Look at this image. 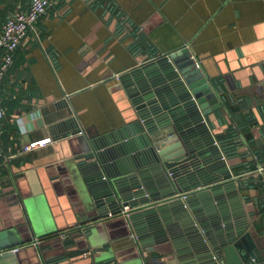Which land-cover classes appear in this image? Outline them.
I'll return each mask as SVG.
<instances>
[{
	"label": "crops",
	"instance_id": "1",
	"mask_svg": "<svg viewBox=\"0 0 264 264\" xmlns=\"http://www.w3.org/2000/svg\"><path fill=\"white\" fill-rule=\"evenodd\" d=\"M30 1L0 0V28ZM182 47L220 81L219 96L236 110L233 121L224 102L222 117L211 114L208 122L236 184L241 182L249 227L264 247V172H257L264 167V0H49L0 78L1 125L8 134L7 151L0 141V216L7 224L18 200L28 207L36 233L71 235L69 209L78 198L61 165L64 150L51 140L52 126L67 120L69 110L82 133L121 127L128 104L113 78L144 63L147 50L168 54ZM4 56L0 49V63ZM46 138L51 142L44 147L22 151ZM109 222L93 230L95 244L117 236L119 227ZM86 244L76 247L70 240L61 248L45 246L41 254L50 262L68 250L82 249L87 256L95 246ZM122 250L115 249L123 259ZM72 263L67 257L56 264Z\"/></svg>",
	"mask_w": 264,
	"mask_h": 264
},
{
	"label": "water",
	"instance_id": "2",
	"mask_svg": "<svg viewBox=\"0 0 264 264\" xmlns=\"http://www.w3.org/2000/svg\"><path fill=\"white\" fill-rule=\"evenodd\" d=\"M146 57L113 78L128 104L121 127L82 133L67 110L69 118L50 130L77 193L69 209L73 224L66 228L71 235L36 233L28 207L17 200L10 224L0 216V264H56L67 257L89 264H264L258 263L262 237L249 227L241 182L208 122L211 114L222 117L220 81L207 76L186 47L168 54L147 50ZM0 141L7 151L6 131ZM106 221L116 222L118 234L95 244L93 230ZM70 240L76 247L89 240L85 246L95 248L87 256L82 249L63 251L55 262L41 254Z\"/></svg>",
	"mask_w": 264,
	"mask_h": 264
},
{
	"label": "built area",
	"instance_id": "3",
	"mask_svg": "<svg viewBox=\"0 0 264 264\" xmlns=\"http://www.w3.org/2000/svg\"><path fill=\"white\" fill-rule=\"evenodd\" d=\"M49 5V0H31L29 7L26 11L16 14L14 17L6 20L0 28V49L5 51V56L0 63V78L7 70L12 61V55L19 46L21 40L25 37L26 33L35 29V24L39 18L45 13ZM3 116V110L0 106V134L2 132L1 118ZM51 140L49 138L40 140L35 144L24 146L22 151L29 152L33 149L44 147L49 144ZM0 159L2 156L0 155ZM258 173L264 172L263 166H258ZM130 209L124 208L123 214L128 216ZM20 248H12L8 252L15 253ZM90 252L88 253V255ZM86 256V254H84Z\"/></svg>",
	"mask_w": 264,
	"mask_h": 264
},
{
	"label": "trees",
	"instance_id": "4",
	"mask_svg": "<svg viewBox=\"0 0 264 264\" xmlns=\"http://www.w3.org/2000/svg\"><path fill=\"white\" fill-rule=\"evenodd\" d=\"M225 105H226V112L230 115V117H231V119L233 120V121H235V117H236V115H235V108L234 107H232L231 105H229L228 103H226L225 102ZM237 129V126L235 125V127L233 128V127H229V134H230V136L232 135H234V134H236V130ZM246 140V139H245ZM247 141V140H246ZM261 151H262V149H261Z\"/></svg>",
	"mask_w": 264,
	"mask_h": 264
}]
</instances>
